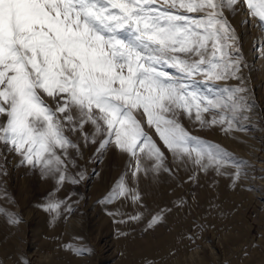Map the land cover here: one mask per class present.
I'll return each instance as SVG.
<instances>
[{"label":"snow or ice","instance_id":"1","mask_svg":"<svg viewBox=\"0 0 264 264\" xmlns=\"http://www.w3.org/2000/svg\"><path fill=\"white\" fill-rule=\"evenodd\" d=\"M241 2L264 30V0H0V157L17 155L18 166H31L59 187L85 178L83 172L79 180L68 176L75 167L72 151L80 155L77 140L98 144L101 155L111 146L128 156L136 187L122 176L102 202L124 198L146 208L141 175L172 174L147 126L178 163L218 175L233 167L235 183L240 162L191 135L181 117L201 129L220 125L225 133L249 119L241 75L246 65L225 15ZM230 79L240 86L216 83ZM61 203L50 200L45 210ZM171 211L151 214L145 231ZM144 217L138 212L118 222ZM8 222L22 221L9 216Z\"/></svg>","mask_w":264,"mask_h":264},{"label":"rangeland","instance_id":"2","mask_svg":"<svg viewBox=\"0 0 264 264\" xmlns=\"http://www.w3.org/2000/svg\"><path fill=\"white\" fill-rule=\"evenodd\" d=\"M160 2L162 0H158V3ZM242 6L250 16L247 6L244 3ZM235 12L236 8L233 12L226 11L225 15L238 37L240 54L243 56L244 65H246L242 66L241 75L244 77V86L248 90L244 95L248 99L251 110L247 113L249 119L240 122L241 130L234 129L232 132L241 131L247 135L252 143L250 152H253L254 155L234 148L227 141L225 132L221 130L220 125L201 129L199 122H194L185 116L181 117V123L191 135L227 150L237 162H240L241 175L247 180L248 190L254 193L259 192L261 196L258 198L252 195L253 198L251 197L241 206H236L234 209L236 224L252 229L250 233L247 232V235L242 230H237L241 234H236L237 243L231 240L227 241L226 238L232 234L233 230L230 228L228 230V227L225 226L216 229L205 223L201 216L203 205V199H200L201 182L197 178H191L187 182V195H185L187 198V259L183 264H195L196 259H203L205 264H230L228 263L230 256L234 257L235 264H239L249 246L254 249L255 253L250 256V264H260L259 256L264 254V241H259V238L262 237L261 232L264 230V193L261 190L263 189L262 180H264V110L259 108L264 106V30H261L257 26L255 18L250 16L251 27H254L256 37L251 33L250 38L247 34L244 39L238 32L240 28L238 21H234ZM190 15L197 14L191 13ZM257 38L259 45L252 46ZM259 55L263 58L257 65V61L260 59ZM216 83L221 87L240 86V82L235 79L217 81ZM258 84L261 85L258 87ZM137 115L139 117V114ZM192 116H195V109L192 110ZM203 116L206 119H211L209 113H203ZM85 130L91 132V126L86 125ZM145 130L156 140L167 158V166L171 169L170 152L159 141L152 129L146 126ZM211 132H214L213 136ZM73 139L76 138L73 137ZM77 142L80 144V155L76 156L72 151L75 167L69 166L68 176L79 180L77 174L83 172L85 178L76 184L66 180L58 187L54 180L42 179L39 171H33L31 166H18L20 158L17 155L5 153L6 159L0 157V165H2L0 168V210L8 214H0V230L5 234L12 235L13 246L22 256L18 264H50L54 254L51 250H43L47 234L41 219L45 205L50 200L63 202L57 208L61 217L60 224L62 228L69 227L77 233L76 244L80 251L79 260L83 264H105V258L109 253L106 252L107 245L104 241L113 242L115 232L110 229L109 221L100 213L104 204L109 203L102 201L105 200V196L120 180V177L127 173V167L121 161L120 153L113 147L109 146L101 155L97 153L98 144L89 143L85 146L83 140H77ZM0 151H3L2 145H0ZM140 155L144 156V153H139ZM226 169L227 173L236 171L230 166ZM4 171H6V175L3 174ZM103 191L104 195L102 196L100 194ZM95 194L100 195V199L96 203L97 211L95 209L94 213L83 212L86 201ZM9 216L19 217L22 222L15 225L10 224ZM127 228L129 231L137 233L140 242L145 240L146 233L141 222H134ZM155 236V233H152V240ZM84 249L88 251H81ZM193 256L195 257L193 258Z\"/></svg>","mask_w":264,"mask_h":264},{"label":"bare ground","instance_id":"3","mask_svg":"<svg viewBox=\"0 0 264 264\" xmlns=\"http://www.w3.org/2000/svg\"><path fill=\"white\" fill-rule=\"evenodd\" d=\"M242 7V2L235 7L234 21H238L240 25L238 32L244 39L247 37V34L250 38L251 33L256 37L254 27H251L252 19L249 18L250 16L247 15L246 10H244L245 8L243 9ZM258 45L259 39L257 38L252 43V46L257 47ZM259 56L260 59L257 61V65H259L261 59L264 57ZM259 85L261 84L257 86L259 87ZM259 108L262 111L264 110V106ZM211 135L213 136L214 132H211ZM225 135L227 141L234 148L254 155L253 152H250L252 143L243 132L231 131L230 133H225ZM169 155L172 170L171 175L167 172H161L155 180H153L151 175L147 178H144L143 175L140 177L139 191L143 194L146 208L134 205L130 200L124 198L104 204L105 206L100 213L102 217L109 221L110 229L115 232L113 242L102 240L107 245L106 252L109 253L105 258V264H183L187 259V198L185 195H187V182L191 178H197L201 182L200 199H203L201 216L206 224L216 229L223 226L228 227V230L230 228L233 231L226 240H231L235 243H237L238 239H236V234L241 235L237 230H242L246 235L247 232H251V227H243L236 224L234 209L236 206H241L248 201L252 195L258 198L261 195L259 192L254 193L248 190L247 180L243 175L234 183L232 177L235 171L227 173V169L225 168L222 172L226 174L218 175L212 170L205 174L194 169L190 163H178L173 159L171 152ZM119 157L127 167V173L124 176H126L128 186L136 187L128 170V156L120 153ZM140 158L143 159L144 156L142 155ZM148 163L151 162L149 161ZM262 182L263 189L261 190L264 193V180ZM102 193L100 195L103 196L104 191ZM100 195H91L84 205L83 212H96V203L100 199ZM180 201L185 202L183 207L176 206ZM162 208L172 209L171 212L166 214L165 222L145 231L150 215L160 211ZM138 212H144L145 214L144 219L140 221L146 233L143 242H140L137 233L129 231L127 228L128 225L134 222H118L121 219L126 220L128 216L136 215ZM41 219L43 220L47 234L43 250H51L54 254L50 264H83L79 260V254H76L78 251L76 244L78 235L72 228H62L59 211L57 209L55 211L44 210ZM121 233H127V235H121ZM152 233L156 235L153 240L151 238ZM261 236L259 241H264V230L261 232ZM66 246H70V248ZM253 253L254 249L249 246L247 251L244 254L242 253L243 257L240 259V263L250 264V256L255 254ZM189 255L191 256V254ZM21 257L18 250L13 246L12 235L5 234V232L0 230V264H18ZM259 257V263H264V254ZM196 260L195 264H205L203 259ZM228 260L230 264L235 262L233 256H230Z\"/></svg>","mask_w":264,"mask_h":264}]
</instances>
